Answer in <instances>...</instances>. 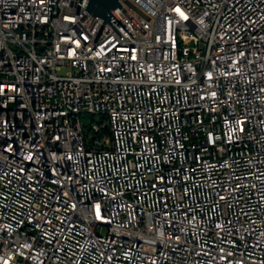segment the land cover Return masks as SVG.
Masks as SVG:
<instances>
[{
    "label": "built area",
    "instance_id": "obj_1",
    "mask_svg": "<svg viewBox=\"0 0 264 264\" xmlns=\"http://www.w3.org/2000/svg\"><path fill=\"white\" fill-rule=\"evenodd\" d=\"M0 0V264H264V0Z\"/></svg>",
    "mask_w": 264,
    "mask_h": 264
},
{
    "label": "water",
    "instance_id": "obj_2",
    "mask_svg": "<svg viewBox=\"0 0 264 264\" xmlns=\"http://www.w3.org/2000/svg\"><path fill=\"white\" fill-rule=\"evenodd\" d=\"M121 0H87L85 8L87 11L93 14L94 17L101 18L104 23L95 39V43L98 41L105 24L109 23L114 30L121 36L120 32L112 25L111 20L117 19L122 26L130 33V35L135 38L133 33L127 28V26L121 21V19L115 14V10L119 7L123 9L124 7L120 4ZM83 0H80L82 3Z\"/></svg>",
    "mask_w": 264,
    "mask_h": 264
}]
</instances>
